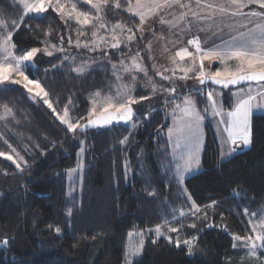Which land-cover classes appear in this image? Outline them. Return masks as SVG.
Returning a JSON list of instances; mask_svg holds the SVG:
<instances>
[{
  "label": "trees",
  "instance_id": "1",
  "mask_svg": "<svg viewBox=\"0 0 264 264\" xmlns=\"http://www.w3.org/2000/svg\"><path fill=\"white\" fill-rule=\"evenodd\" d=\"M127 2L121 0V9L105 8L103 16L109 27L119 23L125 33L132 28L136 40L128 47L122 44L120 49H111L109 41L104 51H89L83 44L88 42L91 46L96 39L92 26L83 28L52 10L43 16L25 17L19 4L0 0V20L20 22L13 36L14 54L40 49L27 63L26 74L41 82L55 109L53 112L41 98H34L20 85L0 87L9 89L0 90V115L7 106L14 116L0 120V151L16 159L8 147L11 144L24 157L18 161L23 172L12 161L0 157V241L10 242L0 249V264H125L129 233L147 232L158 225L164 231L177 227L180 231L171 235L173 239L177 235L181 241L195 236L194 254L188 256L183 244L177 248L164 237L153 244L152 232L145 237L144 247L132 264H255L254 258L242 259L247 249L233 248L240 242L232 237L252 234L246 219L250 214L257 219L264 216V113L252 116L251 145L224 160L206 128L200 168L183 183L187 194L201 208L193 215L184 189L174 178L164 104L173 95L164 89H186L172 82L163 87L156 81L149 63L153 62L144 49L150 47L152 53L160 49L163 32L159 24L141 32L139 18L125 10ZM80 30L85 35L79 37L81 47H77ZM182 37V48L188 49V41L193 39L191 32ZM172 46L177 48L176 43ZM137 53L147 76L133 69L122 77L134 96L148 97L132 106L136 113L132 122L137 127L132 129L130 123L111 124L88 129L73 138L57 114L67 108L68 117L74 122L87 118L93 105L102 108L109 97L122 95L124 91L118 90L117 83L121 75L117 79L110 67L123 60L131 68L132 57ZM175 54L171 50L168 56ZM77 67L86 68L77 73L73 71ZM133 75L137 77L135 81ZM193 82L201 85L198 80ZM203 86L212 88L210 84ZM193 97L202 109L204 95L195 93ZM224 103L229 108L227 99ZM125 136L128 143H119ZM81 147L85 149L82 166L75 171ZM71 170L77 172V183L69 179L68 184ZM69 208L73 210L71 217L67 215ZM245 209L249 215H245ZM181 212L185 215L181 216ZM193 223L195 228L189 226ZM55 227L61 228L60 234L54 231Z\"/></svg>",
  "mask_w": 264,
  "mask_h": 264
},
{
  "label": "snow or ice",
  "instance_id": "2",
  "mask_svg": "<svg viewBox=\"0 0 264 264\" xmlns=\"http://www.w3.org/2000/svg\"><path fill=\"white\" fill-rule=\"evenodd\" d=\"M83 2L90 5L95 10V13L79 10L76 3L66 6V3L62 2V0H20L25 17L29 16V14L34 17L43 16L51 9L60 15L62 19H74L77 25L87 26L91 24L93 29H96V24L93 22L98 21V28L105 29L110 35L107 37L98 36V32L93 30L92 36L96 39L91 41V46L88 42L83 44V47L88 48L89 51H104L109 47V40L111 41V49H120L122 44L128 47L130 43L136 40V35L132 28H128L125 33L124 26L119 23L109 27L103 16L105 8L114 7L115 9H121V0H83ZM173 5H178L181 9H187V11L181 12L175 18V23L177 24L181 21L188 22L186 18L191 16V22L206 23L209 27H215L221 31L227 28L229 32L228 39L208 49H203L197 39L189 40L188 44L195 48V56L187 48L176 52L175 55L181 60L185 57H191L193 64H195L196 59H199L198 75L195 76V79L201 85H205L206 82L210 81L211 84L218 85L224 89L230 86L243 85V87H239L232 93L235 102L230 111H225L217 101L216 96L219 93L215 89H209L206 92L208 104L203 110L197 109L196 101L192 96H185L182 103H175V100L165 101L166 104L169 102L175 103L172 113L173 126L167 128L166 135L168 143L173 147L174 178L178 184H183L186 173L200 168V152L203 144V126L206 115L220 118L217 121L218 133L221 134L222 145H228L226 151L223 147L221 149L222 159L231 156L241 146L247 148L252 143L253 112L254 110H264V0H195V8L189 4L182 3L181 0H135L134 4L132 0H128L125 10L139 17V25L142 32V26L147 18L157 15L159 11L164 9L172 8ZM160 22L164 23L165 21L161 19ZM19 27V21H13L9 24L0 20V54H2V57H0V85H20L31 96L41 98L49 109H53L52 103L46 98L48 97V92L42 87L41 82L38 79H30L29 75L26 74L27 63H31L34 60L40 49L32 48L23 52L22 55L14 54L16 44L13 42V36L14 31L18 30ZM83 35L85 33L82 30L77 32V47H81L79 37ZM69 43H71L70 39ZM56 50L64 51L63 48H57ZM47 54L51 56L52 52L48 51ZM65 59H68V57L66 56ZM138 61L139 53L132 57L131 68L125 66L124 71L127 72L134 69L137 72H143L147 76V70ZM205 61L209 62L207 70ZM214 61H219L221 67L212 71L210 65ZM173 62L175 63V60ZM120 63L123 65L124 61L121 60ZM113 70L115 74L116 65H113ZM191 70L188 69L187 71ZM73 71L83 73L85 68L77 67L73 68ZM181 71H184L185 75L180 78H187V71L183 68H181ZM136 78L135 75L132 76L133 81ZM117 79H120L119 75H117ZM164 79L169 78L164 77ZM0 90L8 91L9 89L5 87ZM164 91L175 93L176 89L172 87L164 89ZM197 91L200 95H205L203 88ZM144 99H148V97L141 95L138 99L132 94V88L125 85L122 95L118 93L115 99L109 97L101 109L93 107L87 118L80 117L73 122L68 118L67 108H65L63 116L57 114V118L61 124L66 125L67 132L72 133L73 138H79L89 127H104L111 125L114 121L117 123L121 121L130 123L131 128L135 129L137 125L132 122L134 115L132 106ZM53 112H55V109H53ZM9 116H13L12 109L5 106L4 114L0 115V120H5ZM83 120H86V122L81 123ZM220 125H223L222 129H220ZM4 142L8 143L7 140ZM83 143L84 141L81 140V144ZM119 143L127 144L128 137L125 136ZM8 147L15 153L16 159L4 151H0V157L12 161L16 168L23 172L24 169L21 168V164L18 161H23L24 157L11 144H8ZM84 151L85 149L81 147L80 152L83 153ZM127 167L128 164L126 162L125 168ZM183 193L187 196V200L192 201V214L195 215L201 212V208L192 200V196L187 194L186 189L183 190ZM148 194L153 195L152 192ZM204 211L206 212L207 208ZM67 215L69 217L73 215L72 208L67 210ZM180 215L184 216L185 213L181 212ZM245 215H249L247 209H245ZM254 215L251 214L249 216L252 234L245 236L234 235L232 238L235 241H239L240 244H233V248H246L247 252L242 259L254 258L255 264H264V216L260 217L257 223L252 219ZM167 223L168 221H165V224ZM189 226L196 227L194 223ZM54 231L60 234L61 228L55 227ZM179 231L175 226L167 228V233H179ZM152 232H154L155 237L151 239L153 244H156L158 239L164 236L169 243H174L177 248H180L181 244H183L188 256H192L196 250L197 238L195 236L181 241L179 235H177L173 239L165 231H162L161 225H158L154 229H148L147 232L129 233L130 237L136 235L139 238V242L138 245L133 246L125 253V264H132V257L140 255L145 244V237ZM9 243V240L4 239L0 241V246H7ZM75 246L74 244L73 247Z\"/></svg>",
  "mask_w": 264,
  "mask_h": 264
},
{
  "label": "rangeland",
  "instance_id": "3",
  "mask_svg": "<svg viewBox=\"0 0 264 264\" xmlns=\"http://www.w3.org/2000/svg\"><path fill=\"white\" fill-rule=\"evenodd\" d=\"M13 1L15 3H17V5L19 4L22 7L20 0H13ZM62 2L66 3V6L70 5L72 3H76L79 10L90 11L93 14L95 13V10L92 9L90 5L84 3L83 0H62ZM181 2L185 3V4H189L191 7L195 8V0H181ZM134 3H135V0H134L133 4ZM80 4H83L85 6V8L81 9ZM49 10H51V9H49ZM183 11H187V9H181V8H179L178 5H173L172 8L164 9L163 11H159L157 15L147 18L145 24L143 25V29L146 32V31L150 30L149 28H153L156 24H159L160 32H163V39H162L160 49H154L153 53L151 52L150 47H147L144 49L145 52L149 53L150 59L153 62V64L151 62H149V63H150V65H152V68L155 72L154 77H155L156 81L157 82L159 81L160 82L159 84L162 85L163 87L166 84H169L170 82L177 85L179 88L182 86L185 87V89H186L185 92L181 91L179 89L175 93H172L173 95H171V97L169 99H166L167 101L175 100V103H182L183 98L185 96H192L193 97V95L195 93L199 94L197 90L203 88L205 90V95H204L205 102L202 105V109H199L197 107V103H196L197 109L203 110L205 108V106L208 104L207 98H206V92L209 89H215L219 93V95L216 96L217 101L222 105V107L225 111H230V110H228L229 108L225 107L224 101H225V99H227L228 104L232 107V105L235 102V98L233 97V95H232V97H230V95H231V93L235 92L239 87L235 88V89H231L230 92L229 91L225 92V91H222L221 89L214 88V87L206 89L203 85H198V84L195 85L193 81L197 80V79H195V76L198 75L199 59H196L195 64H193L191 57H185L182 60V63L181 62L178 63V60H181L179 57L174 56V55L172 57L168 56V53L171 50H173V52L176 53V52L181 51L183 49L182 44L184 43V41L182 39L183 38L182 34L184 35V34H186L187 31H189L188 26L190 23L187 19H186V21H188V22L181 21L179 24L175 23V18L178 17L179 14ZM161 19H163L165 22L161 23L160 22ZM72 20L75 22L74 19H72ZM169 22H171V23H169ZM93 23L96 24V30L98 32V35L106 36V37L110 35L106 30H102V29L98 28V24H99L98 21H94ZM89 26H92V25L90 24V25L82 26V27L84 28V27H89ZM176 37H178V39ZM173 42L176 43L177 48H174L172 46V44H174ZM110 43H111V41H110ZM189 52L192 53L193 56L196 55L195 48H194V50L189 49ZM0 57H2V54H0ZM150 59H149V61H150ZM174 60H175V63L173 62ZM91 61L94 62L93 59H91ZM206 62H208V61H205V63ZM130 64H132V62ZM91 65H94V64H91ZM125 66H126L125 63L123 65L122 64L116 65L115 74H114V70H113V65L110 67L112 72H113V75H115V77H117V75H121L120 81L117 82L118 83V90L120 92L124 91L123 86L127 85V81L122 78L123 74L126 72V71H124ZM127 67L129 68V64L127 65ZM218 67L219 68L221 67L219 61H218ZM84 68H86V67H84ZM181 68L185 69L186 71L188 69H192L191 71H187V78H185V79L180 78V77L185 75L184 71H181ZM211 70L215 71V70H213V68H211ZM149 76L151 77L152 75H149ZM164 77H168L169 79H164ZM2 86H4V85H0V87H2ZM162 86H160V87H162ZM95 95L98 96V94H95ZM226 95L228 96V98L226 97ZM98 97L102 101L105 100V99H102L101 96H98ZM94 99H96V97H94ZM231 99H233V102ZM165 101H164V104L167 108V118L169 120V126L168 127H172L173 126V114L172 113H173V109L175 108V103L169 102L166 104ZM104 102L106 103L107 99ZM93 107H96L97 109H101V108L97 107L96 105H93ZM254 113H264V110H254L253 114ZM63 114L64 113L59 114V115L63 116ZM68 118L70 120H72V118H70V117H68ZM219 119H220L219 117L214 118L210 115L205 116L204 126H203V144H202V150L200 152V155L203 151L204 142H205V132H206L207 127H208L212 137L215 139V141L217 143V146L219 148L220 158H221L222 147L225 151L227 150L228 145H226V144L222 145V137H221V134L218 133L217 121ZM219 127H220V129H222L223 125H220ZM224 135L226 136V134H224ZM166 138H167V135H166ZM169 148H170V153L172 154L173 147L171 144H169ZM83 154H84V152L83 153L79 152V155H78V165L79 166L75 169V171H77V170L79 171V169L82 166ZM228 157H230V156L224 157L223 159L221 158V160H224L225 158H228ZM171 162L174 163L173 159ZM174 170H175V167H174ZM198 170H193L190 173H186L185 178L196 173V172H198ZM78 176H79V174H78ZM69 179L70 180L72 179L73 182L75 181V183H77V172L73 173V170H71L68 173V184H69ZM181 186H182V189H184V185L181 184ZM72 193H70V194H72ZM186 199H187V196H186ZM190 203H192V202L190 201ZM186 211H188V209ZM249 216H247V218H246L248 220V224H249ZM252 219L257 223L259 222V219H257V217L255 215L252 216ZM249 226H250V230H251V225L249 224ZM162 231H164V230H162ZM165 232L167 233V231H165ZM131 233L135 234V232H131ZM153 234H154V232H153ZM172 234H176V233H167V235H169V236H171ZM161 237H164V236H161ZM138 242H139V238L136 235H133L131 237L129 236L128 242H127L126 252L129 251L133 246L138 245ZM138 256H134V257H132V259H134Z\"/></svg>",
  "mask_w": 264,
  "mask_h": 264
},
{
  "label": "crops",
  "instance_id": "4",
  "mask_svg": "<svg viewBox=\"0 0 264 264\" xmlns=\"http://www.w3.org/2000/svg\"><path fill=\"white\" fill-rule=\"evenodd\" d=\"M186 19L190 22L188 28H189V31L191 32V37H193V39H197L201 43V47L203 49L214 47L222 43L223 40H226L229 38V32L227 28H224L221 31L215 27H209L206 23L198 24V23L191 22L192 19L190 18V16H188ZM187 47L189 49L194 50V46L190 44H188ZM230 63H233V62H230ZM208 67H209V62H206L205 63L206 70L208 69ZM210 68H213V70L219 69L218 61L212 62L210 65ZM231 100L233 102V99ZM228 110H231V106H229ZM247 148H244L243 146H241L240 148L237 149V151L245 150Z\"/></svg>",
  "mask_w": 264,
  "mask_h": 264
},
{
  "label": "water",
  "instance_id": "5",
  "mask_svg": "<svg viewBox=\"0 0 264 264\" xmlns=\"http://www.w3.org/2000/svg\"><path fill=\"white\" fill-rule=\"evenodd\" d=\"M206 84H210L212 87H214V88H218V89H221L222 91H228V90H230V89H235V88H238V87H242L243 85H239V86H236V87H232V86H230L229 88H227V89H224V88H221L220 86H218V85H213V84H211V82L210 81H208V82H206ZM134 110V109H133ZM135 117H136V113H135V111H134V115H133V119H135ZM86 122V121H85ZM112 124H126V123H124L123 121H121V122H119V123H117V122H113ZM107 126H109V125H107ZM107 126H104V127H107ZM104 127H89L88 129H95V128H104ZM5 246H0V249H2V248H4Z\"/></svg>",
  "mask_w": 264,
  "mask_h": 264
}]
</instances>
